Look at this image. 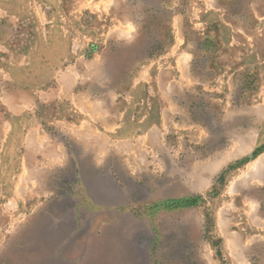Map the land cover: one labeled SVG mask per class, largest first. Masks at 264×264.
<instances>
[{
  "label": "rangeland",
  "instance_id": "1",
  "mask_svg": "<svg viewBox=\"0 0 264 264\" xmlns=\"http://www.w3.org/2000/svg\"><path fill=\"white\" fill-rule=\"evenodd\" d=\"M107 186L152 264H264V0H0V264Z\"/></svg>",
  "mask_w": 264,
  "mask_h": 264
},
{
  "label": "crops",
  "instance_id": "2",
  "mask_svg": "<svg viewBox=\"0 0 264 264\" xmlns=\"http://www.w3.org/2000/svg\"><path fill=\"white\" fill-rule=\"evenodd\" d=\"M133 189L107 186L76 191L97 201L63 196L44 203L28 231L32 246L24 236L3 264H152V225L148 217L135 216Z\"/></svg>",
  "mask_w": 264,
  "mask_h": 264
},
{
  "label": "water",
  "instance_id": "3",
  "mask_svg": "<svg viewBox=\"0 0 264 264\" xmlns=\"http://www.w3.org/2000/svg\"><path fill=\"white\" fill-rule=\"evenodd\" d=\"M29 235H30V234H28V236L26 235L25 237H26V238L28 237L27 240H28L29 244L31 245V240H32L31 237H33V236H29ZM29 240H30V241H29ZM29 244H28V246L26 247L25 251H28V252L31 251V248H32L31 246H32V245L30 246Z\"/></svg>",
  "mask_w": 264,
  "mask_h": 264
},
{
  "label": "flooded vegetation",
  "instance_id": "4",
  "mask_svg": "<svg viewBox=\"0 0 264 264\" xmlns=\"http://www.w3.org/2000/svg\"><path fill=\"white\" fill-rule=\"evenodd\" d=\"M86 187H87V188H94V187L91 186V185H90V186H86ZM90 191H91V190H90ZM93 195H94V194H92V198H91V199H94V200L97 199V197H96L95 195H94V196H93ZM93 197H95V198H93ZM97 200H98V199H97Z\"/></svg>",
  "mask_w": 264,
  "mask_h": 264
},
{
  "label": "trees",
  "instance_id": "5",
  "mask_svg": "<svg viewBox=\"0 0 264 264\" xmlns=\"http://www.w3.org/2000/svg\"><path fill=\"white\" fill-rule=\"evenodd\" d=\"M254 156V155H253Z\"/></svg>",
  "mask_w": 264,
  "mask_h": 264
}]
</instances>
